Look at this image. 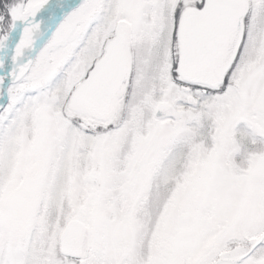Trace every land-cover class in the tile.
Listing matches in <instances>:
<instances>
[{
  "label": "snow or ice",
  "instance_id": "1",
  "mask_svg": "<svg viewBox=\"0 0 264 264\" xmlns=\"http://www.w3.org/2000/svg\"><path fill=\"white\" fill-rule=\"evenodd\" d=\"M0 264H264V0H0Z\"/></svg>",
  "mask_w": 264,
  "mask_h": 264
}]
</instances>
